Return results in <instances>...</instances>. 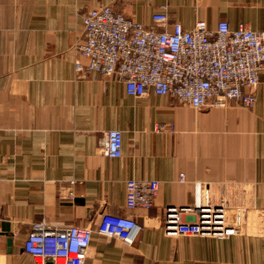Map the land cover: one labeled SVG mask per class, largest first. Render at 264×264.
Instances as JSON below:
<instances>
[{
    "label": "crops",
    "instance_id": "crops-1",
    "mask_svg": "<svg viewBox=\"0 0 264 264\" xmlns=\"http://www.w3.org/2000/svg\"><path fill=\"white\" fill-rule=\"evenodd\" d=\"M104 4L146 25L165 6L166 28L226 20L264 33V0H0V264H53L23 250L32 225L95 227L104 212L142 229L131 245L94 231L85 264H264V69L252 107L130 96L116 76L74 70L82 15ZM108 129L122 132L120 157L100 150ZM130 178L159 181L151 208H125ZM199 186L253 207L247 232L165 235L166 207L192 205Z\"/></svg>",
    "mask_w": 264,
    "mask_h": 264
},
{
    "label": "built area",
    "instance_id": "built-area-1",
    "mask_svg": "<svg viewBox=\"0 0 264 264\" xmlns=\"http://www.w3.org/2000/svg\"><path fill=\"white\" fill-rule=\"evenodd\" d=\"M167 18L165 6L151 15L149 25L108 4L91 8L82 15L81 38L71 46L74 70L116 76L133 97L152 91L194 108L224 107L230 101L252 107L259 72L264 69V33L246 25L230 29L226 20L218 21L215 29L201 22L190 29L178 22L166 28ZM81 56L86 58L85 64L80 62ZM156 129L172 131L173 124L160 123ZM100 150L107 157H120L121 130H106ZM179 179L183 180L182 173ZM158 189L156 179H127L125 208H151ZM66 197L72 198V192ZM236 208L238 212L230 217L226 203L212 201L208 189L199 186L192 205L166 207L163 233L217 238L239 235L243 209ZM182 213L188 218L181 219ZM141 229L131 216L107 212L100 214L95 227L49 228L36 222L24 239L23 250L53 264H85L92 256L94 231L131 245Z\"/></svg>",
    "mask_w": 264,
    "mask_h": 264
},
{
    "label": "rangeland",
    "instance_id": "rangeland-1",
    "mask_svg": "<svg viewBox=\"0 0 264 264\" xmlns=\"http://www.w3.org/2000/svg\"><path fill=\"white\" fill-rule=\"evenodd\" d=\"M173 129H174V127H173ZM209 194H210V190H209ZM210 197H211V195H210ZM211 200L214 201L212 198H211ZM220 201H224V203H226V207L228 209V213H229V216L230 217L233 214H236L238 212V210H237L236 207H240L241 209H243V210H241L242 211V214H243V217H242V221H241V224H242L241 225V233L239 235L243 234L245 231L247 232V229H246V220L248 219V217L252 213H254L253 207H249L250 206L249 204H247L246 202H242V201H236V202H230L229 201L228 202V201H226L224 199H220L219 202ZM216 203H218V202H216ZM247 205H249V206H247ZM181 236H186V235H181ZM190 237H192V236H190Z\"/></svg>",
    "mask_w": 264,
    "mask_h": 264
}]
</instances>
